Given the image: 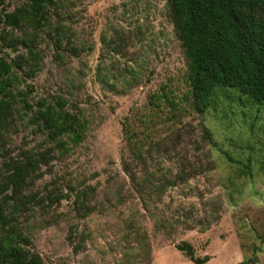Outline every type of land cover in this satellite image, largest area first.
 <instances>
[{"label":"rangeland","instance_id":"rangeland-1","mask_svg":"<svg viewBox=\"0 0 264 264\" xmlns=\"http://www.w3.org/2000/svg\"><path fill=\"white\" fill-rule=\"evenodd\" d=\"M0 1V10L19 5ZM67 4L52 16L70 39L59 49L53 30L0 23L8 60L33 38L32 71L23 65L15 83L31 89L33 109L62 97L87 122L81 143L54 149L27 191L38 201L18 215L29 247L45 264H194L176 249L186 242L204 264H264V105L225 90L193 111L166 0ZM20 114L0 140V169L5 153L52 147L31 112ZM74 191L85 192L84 217Z\"/></svg>","mask_w":264,"mask_h":264},{"label":"trees","instance_id":"trees-1","mask_svg":"<svg viewBox=\"0 0 264 264\" xmlns=\"http://www.w3.org/2000/svg\"><path fill=\"white\" fill-rule=\"evenodd\" d=\"M17 1L19 5L13 11L0 10V23L11 30H53L54 46L59 49L65 38L64 27L59 21L52 23V16L60 18L70 0ZM166 1L185 58L193 111L206 112L225 90L237 91L253 105H264V0ZM65 40L70 41L68 37ZM22 44L28 57L24 54L20 61L0 55V140L21 108L31 112L30 121L52 147L26 150L19 156L5 153L0 169V264H45L19 230L18 215H26L33 203L38 204L27 191L41 177V166L48 164L52 151L65 152L81 143L87 122L80 109L69 111L62 97L53 102L40 98L33 109L28 101L31 89H16L18 70L26 65L32 71L29 64L35 61L33 38L25 37ZM122 168L129 179H135L128 164ZM74 193L76 211L84 217L90 210L81 203L85 192ZM176 249L194 264L207 260L196 261L189 243L182 242Z\"/></svg>","mask_w":264,"mask_h":264},{"label":"water","instance_id":"water-1","mask_svg":"<svg viewBox=\"0 0 264 264\" xmlns=\"http://www.w3.org/2000/svg\"><path fill=\"white\" fill-rule=\"evenodd\" d=\"M251 262H248V263H238V264H250Z\"/></svg>","mask_w":264,"mask_h":264}]
</instances>
